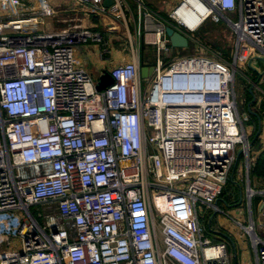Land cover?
Wrapping results in <instances>:
<instances>
[{"label": "built area", "instance_id": "obj_1", "mask_svg": "<svg viewBox=\"0 0 264 264\" xmlns=\"http://www.w3.org/2000/svg\"><path fill=\"white\" fill-rule=\"evenodd\" d=\"M104 1L76 3L105 11ZM184 6L233 30V62L201 49L166 64L161 27L149 89L132 60L99 91L74 48L101 35L45 29L52 8L0 0V264H233L201 217L217 207L238 147L250 151L236 70L264 55V0H177L170 17L202 47L204 21L179 18ZM244 230L264 264V239Z\"/></svg>", "mask_w": 264, "mask_h": 264}, {"label": "crops", "instance_id": "obj_2", "mask_svg": "<svg viewBox=\"0 0 264 264\" xmlns=\"http://www.w3.org/2000/svg\"><path fill=\"white\" fill-rule=\"evenodd\" d=\"M26 1L39 8L42 7L41 9L53 7L55 14L46 20L50 30L66 28L75 24L101 35V41L89 40L77 44L74 48L79 66L90 73L97 82L105 71L109 72L114 67L132 60L139 63L140 69L143 67H154L156 69L158 54L154 42L158 40V32H160L161 27H164L165 30L168 26L178 29L172 23L170 15L166 18L162 16L152 19L145 17V28L144 30L139 29V42H134L131 39L129 41V36L132 34V31L129 30L130 25H128L130 20L121 16L117 8L106 7L105 11H99L94 10L91 6H79L76 0ZM166 1H163L164 4L167 3ZM176 4L177 0H171L164 11L170 13ZM53 18L58 21H54ZM55 22L56 24L61 23L63 26L56 25ZM256 57L258 55L250 58L245 63L249 65L251 72L249 73L250 76H245L246 79L248 78L247 80L242 77L241 86L245 94L246 89L249 90L254 85L256 95L255 102L249 108L248 105L253 97L247 90L246 96L248 97L244 103L249 112L246 114L249 127H244L243 124L248 137L251 139V150L249 161H247L249 170L244 172L237 168L238 160L241 159L242 155L238 157L241 150L237 151V160L230 175L234 188L230 189L228 182L218 198L217 207L205 209L203 222L201 221L202 227L204 230L206 229V234L214 242H225L227 244L233 264H258L252 241L246 239L248 235L244 230L245 227H253L257 234L264 239V65L261 66V69L256 68L254 70L253 59H256ZM170 61L172 60H166V64ZM241 71H246L243 65ZM154 72L148 78L143 79V92L149 89ZM246 179L248 185L245 186ZM249 188L254 191L251 196L254 194L255 199L252 198L253 196L249 197ZM237 197H240V199L237 200ZM223 202H225L224 205ZM246 203H248V207ZM205 220H207V225L204 222Z\"/></svg>", "mask_w": 264, "mask_h": 264}, {"label": "rangeland", "instance_id": "obj_3", "mask_svg": "<svg viewBox=\"0 0 264 264\" xmlns=\"http://www.w3.org/2000/svg\"><path fill=\"white\" fill-rule=\"evenodd\" d=\"M163 1L164 0H119V3H120L119 9H118L119 13H121V16H124L126 19L130 20L128 25H130L129 30L132 31V34H131V36H129V41L131 39L134 42H137V41L139 42V38H140L139 29L144 30V28H145L144 18H145L147 13L152 12V15H155V18H156V16H162L164 18L169 17L171 12L168 13V11L165 12L164 10L167 9L171 0H167L166 1L167 3H165V4ZM143 6H145L147 9H142ZM41 8L37 7V9H39V10ZM163 11L165 12V14ZM6 15H12V13H7ZM229 16L232 17L234 20L238 19V14H230ZM50 20H52V19H50ZM53 20L55 21L56 18H53ZM141 20H142V22H141ZM171 20H172V23L174 25L177 24L176 21H174L172 18H171ZM56 21H58V20H56ZM55 24H56V22H55ZM57 24L63 26V24H61V23H57ZM148 24H151V23H148ZM62 26H60V27H62ZM48 27L49 26H47V25L44 26L45 29ZM135 29H136V34H135ZM194 34L200 38V39L199 38L198 39L200 40V44L202 47H199L193 43L190 44L188 46V48H174L173 47L171 50L170 60L180 58L183 56L196 55L199 53V51L201 49H203L204 53H206V54H211L212 52L219 53V54H221V57L224 60H226L227 62H229V63L233 62L234 51H235V35L233 33V30L225 22L221 21L219 23H216L212 19L208 18L206 21H204V23L201 25V27ZM126 35L128 36L127 32H126ZM253 60H254V66H253L254 70H256V68L261 69V66L264 65V55L258 56V57H256V59H253ZM243 66H244V70L246 69V71L242 72L240 70L237 72V70H236L235 89H236V98H237V102H238V112L243 119L244 127H249V121H248V119H246V114H248L249 112H248V108H246V106L244 104L247 97H248V96H246L248 89H246V93L244 94L245 91L244 92L242 91L241 86H242V77L245 78V76H250L249 73L251 72V69H250L248 64H244ZM248 140L250 142L249 147L251 148V139L248 138ZM240 150H241V147L239 146L237 151L239 152ZM249 155H250V151H249V154L247 152H242V155L240 157L241 159L238 160L239 162L237 165V168L239 170H243L244 172L249 170V166H248V162H247V161H249L248 160ZM232 182L233 181H231V180L229 181V188L230 189L234 188V185ZM244 184H245V186L248 185L247 179H246V182ZM244 184L242 183L243 186H244ZM234 194H235V192H234ZM252 198L255 199L254 196ZM236 199L239 200L240 197H237ZM222 204L224 205L225 202H223ZM246 206L247 207L249 206L248 203H246ZM31 210H32V213H34V215H36V216L39 213V211H37V208H35V207L32 208ZM202 220H203V217H201V221ZM206 221L207 220H205L204 222H206ZM40 222L43 223V220H40ZM205 224L207 225V222ZM238 228L242 229L240 226H238ZM205 232H206V229H205ZM246 239L248 241V240H250V237L247 236Z\"/></svg>", "mask_w": 264, "mask_h": 264}, {"label": "water", "instance_id": "obj_4", "mask_svg": "<svg viewBox=\"0 0 264 264\" xmlns=\"http://www.w3.org/2000/svg\"><path fill=\"white\" fill-rule=\"evenodd\" d=\"M113 5H114V0H105L104 1L105 7L110 8ZM165 31H166V35L170 39L172 47H174V48H188L189 40L180 30L176 29L173 26H168ZM154 70H155L154 67H150V68L143 67V68H141L142 78L143 79L148 78L149 76H151L153 74ZM113 83H114V79L111 77V75L108 72L105 71L98 81L97 89L99 91H102L106 87H108L109 85H111ZM254 87L255 86L253 85L249 89V94L252 95V97H253L252 101L248 105L249 108H250V105L253 102H255V100H256V95L254 93ZM241 154H242V151L239 152L238 157ZM217 204H218V201L216 202V205Z\"/></svg>", "mask_w": 264, "mask_h": 264}, {"label": "bare ground", "instance_id": "obj_5", "mask_svg": "<svg viewBox=\"0 0 264 264\" xmlns=\"http://www.w3.org/2000/svg\"><path fill=\"white\" fill-rule=\"evenodd\" d=\"M185 14H193L191 13V11L189 9H185V6L183 8H181L179 11H178V15H179V18H185ZM205 19V16L203 14V11L201 10V12H196L195 14L192 15V20H193V24H196V25H201L203 23ZM192 27V26H190ZM234 82L235 80L232 79V83H233V87H234ZM247 149H248V146H247ZM252 192H250V196H251ZM253 233V232H252Z\"/></svg>", "mask_w": 264, "mask_h": 264}]
</instances>
